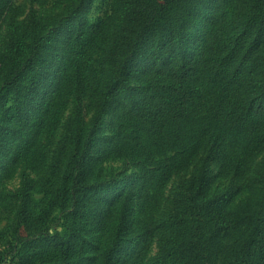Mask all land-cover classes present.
<instances>
[{
  "label": "rangeland",
  "instance_id": "rangeland-1",
  "mask_svg": "<svg viewBox=\"0 0 264 264\" xmlns=\"http://www.w3.org/2000/svg\"><path fill=\"white\" fill-rule=\"evenodd\" d=\"M263 8L0 0V264H264Z\"/></svg>",
  "mask_w": 264,
  "mask_h": 264
},
{
  "label": "trees",
  "instance_id": "trees-1",
  "mask_svg": "<svg viewBox=\"0 0 264 264\" xmlns=\"http://www.w3.org/2000/svg\"><path fill=\"white\" fill-rule=\"evenodd\" d=\"M162 7H166V5H165V3L164 4H162ZM262 15L264 16V8H263V11H262Z\"/></svg>",
  "mask_w": 264,
  "mask_h": 264
}]
</instances>
